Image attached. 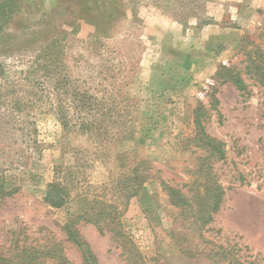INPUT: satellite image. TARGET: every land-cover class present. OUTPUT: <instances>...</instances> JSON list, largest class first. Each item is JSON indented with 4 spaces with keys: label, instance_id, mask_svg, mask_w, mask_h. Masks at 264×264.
<instances>
[{
    "label": "rangeland",
    "instance_id": "obj_1",
    "mask_svg": "<svg viewBox=\"0 0 264 264\" xmlns=\"http://www.w3.org/2000/svg\"><path fill=\"white\" fill-rule=\"evenodd\" d=\"M196 115L223 144L208 169L223 196L204 241L183 242L179 233L191 230L160 180L184 193L205 182L207 154L191 140ZM141 159L152 178L123 220L149 263L214 264L200 252L207 241L237 264L264 260V0H0L5 264L24 244L52 242L82 264L63 230L69 213L115 199L119 175ZM56 165L70 187L63 208L43 200ZM76 229L99 264H127L109 233Z\"/></svg>",
    "mask_w": 264,
    "mask_h": 264
},
{
    "label": "trees",
    "instance_id": "obj_2",
    "mask_svg": "<svg viewBox=\"0 0 264 264\" xmlns=\"http://www.w3.org/2000/svg\"><path fill=\"white\" fill-rule=\"evenodd\" d=\"M238 89H243L244 85L236 75H231L229 79ZM86 132H90L92 127L88 124H80ZM191 140L201 147L207 154L203 162L199 163L200 168L204 165L206 172L199 173L202 180L186 193L180 189L170 186L163 180H160L162 190L168 197L169 203L180 211V216L184 222L189 225L188 233H179L182 241L203 240L202 230L212 222L213 215L219 210L222 203L223 190L214 179L210 169L209 161L211 159L221 160L224 158L223 144L220 141L208 136L202 126L199 116L194 117V135ZM150 165L146 160L135 161L131 166H127L125 172L119 175L118 190L116 198L106 201L99 198H92L86 209L81 212L69 213L67 221L63 225V230L74 245L81 251L82 264H99L94 253L88 248L87 244L78 235L76 225L79 222L90 223L94 225L100 233H109L111 239L120 249V255L127 264H166L160 261V258L153 259L149 263L141 254L133 237L126 231V225L123 220V211L128 202L139 195L146 181L152 178ZM70 187L67 183L66 175L61 171L60 166L54 167L53 180L47 184L43 200L46 204L54 208H63L70 201ZM198 234L197 238L191 239L192 234ZM193 234V235H194ZM187 236V237H186ZM209 248L206 251L209 259L214 264H237V259L232 255V251L222 245H216L206 242ZM189 245L178 244L179 253H191ZM200 253V254H201ZM47 259L55 264H73L63 253L57 243L27 246L22 245L16 252V264H39V261ZM7 258L0 255V264H5ZM246 264H264L262 261H248Z\"/></svg>",
    "mask_w": 264,
    "mask_h": 264
}]
</instances>
